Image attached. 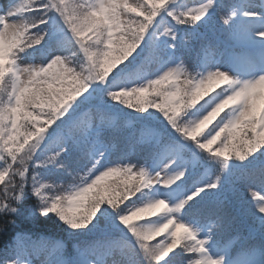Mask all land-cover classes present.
<instances>
[{
	"label": "snow or ice",
	"instance_id": "snow-or-ice-1",
	"mask_svg": "<svg viewBox=\"0 0 264 264\" xmlns=\"http://www.w3.org/2000/svg\"><path fill=\"white\" fill-rule=\"evenodd\" d=\"M21 215L73 251L17 232L0 264H264V0H0V232Z\"/></svg>",
	"mask_w": 264,
	"mask_h": 264
},
{
	"label": "trees",
	"instance_id": "trees-1",
	"mask_svg": "<svg viewBox=\"0 0 264 264\" xmlns=\"http://www.w3.org/2000/svg\"><path fill=\"white\" fill-rule=\"evenodd\" d=\"M236 187H241V184L237 182ZM35 231H42V232H47V233H57V232H62L59 229L53 228L49 226L47 229H43V226L40 230H38L32 222L27 219L24 215H21L20 217L16 218V225L15 226H9L7 233L0 232V251L3 250V247L5 244L10 243L12 239L14 238L15 233L17 232H35ZM256 235L257 239L258 236ZM232 237V236H231ZM67 244L70 246L71 242L66 241Z\"/></svg>",
	"mask_w": 264,
	"mask_h": 264
},
{
	"label": "rangeland",
	"instance_id": "rangeland-1",
	"mask_svg": "<svg viewBox=\"0 0 264 264\" xmlns=\"http://www.w3.org/2000/svg\"><path fill=\"white\" fill-rule=\"evenodd\" d=\"M48 259V253L46 255H42L41 257H39V259L35 262H33V264H44V262Z\"/></svg>",
	"mask_w": 264,
	"mask_h": 264
}]
</instances>
